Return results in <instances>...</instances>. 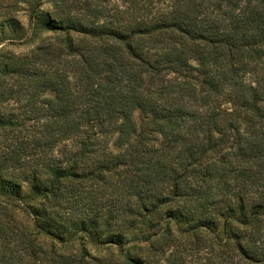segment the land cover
Returning a JSON list of instances; mask_svg holds the SVG:
<instances>
[{
	"label": "trees",
	"instance_id": "16d2710c",
	"mask_svg": "<svg viewBox=\"0 0 264 264\" xmlns=\"http://www.w3.org/2000/svg\"><path fill=\"white\" fill-rule=\"evenodd\" d=\"M21 17L49 36L0 54V264H264V0H0Z\"/></svg>",
	"mask_w": 264,
	"mask_h": 264
},
{
	"label": "rangeland",
	"instance_id": "374dc122",
	"mask_svg": "<svg viewBox=\"0 0 264 264\" xmlns=\"http://www.w3.org/2000/svg\"><path fill=\"white\" fill-rule=\"evenodd\" d=\"M111 4H121L122 0H109ZM21 21L25 28H29L28 20L26 17H21ZM11 33H0V54H8L12 53L15 55H27L36 49L41 42L46 39L49 35L47 34H37L32 35L31 31L27 32L26 38L22 40H7V38L11 37ZM135 120L139 123L142 120V116L137 112L134 115ZM17 218L23 222H26V217L19 212L15 211ZM88 251L94 256H109L116 254V248L114 246H98V245H86Z\"/></svg>",
	"mask_w": 264,
	"mask_h": 264
}]
</instances>
